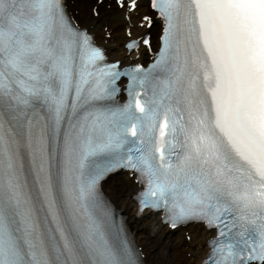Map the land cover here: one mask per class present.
I'll list each match as a JSON object with an SVG mask.
<instances>
[{
	"label": "snow or ice",
	"instance_id": "obj_1",
	"mask_svg": "<svg viewBox=\"0 0 264 264\" xmlns=\"http://www.w3.org/2000/svg\"><path fill=\"white\" fill-rule=\"evenodd\" d=\"M113 3L130 37L159 19L147 68L107 63L67 0H0V264H142L97 213L118 169L138 216L215 232L205 264H264V0Z\"/></svg>",
	"mask_w": 264,
	"mask_h": 264
},
{
	"label": "bare ground",
	"instance_id": "obj_2",
	"mask_svg": "<svg viewBox=\"0 0 264 264\" xmlns=\"http://www.w3.org/2000/svg\"><path fill=\"white\" fill-rule=\"evenodd\" d=\"M67 3L76 21L94 33L97 42L106 48L109 58L130 61L123 46L128 36L127 26L123 22V13L112 0H104V3L99 5L98 18L93 16L91 11L94 6H97L96 0H67ZM109 4L111 7H108ZM147 10V7H142L139 15L146 13ZM160 27L158 23H155L150 30L133 28L132 35L150 31L157 36ZM134 55L131 54V56ZM103 189L110 199L128 215L130 228L144 253L145 264H202L207 254V240L214 231H206L201 224H189L172 230L161 223L158 214L145 211L143 217L138 216L132 199V194L137 191L138 185L134 177L127 172H117L108 176L103 182ZM151 224L154 231L148 232L147 226ZM187 237H191V240L189 241ZM167 242H169L168 245ZM165 249L168 253L163 252L159 255V251Z\"/></svg>",
	"mask_w": 264,
	"mask_h": 264
},
{
	"label": "rangeland",
	"instance_id": "obj_3",
	"mask_svg": "<svg viewBox=\"0 0 264 264\" xmlns=\"http://www.w3.org/2000/svg\"><path fill=\"white\" fill-rule=\"evenodd\" d=\"M90 8V7H89ZM153 225L151 224V225H149V226H147V230H148V232H151V231H154V227H152ZM153 229V230H152ZM168 243L169 242H167V245H168ZM163 252H165V253H168V250L167 249H165V250H160L159 251V255L161 254V253H163ZM162 264H164V263H162Z\"/></svg>",
	"mask_w": 264,
	"mask_h": 264
}]
</instances>
